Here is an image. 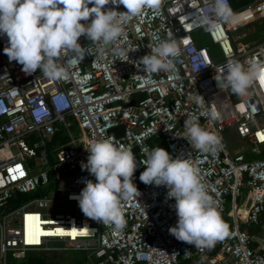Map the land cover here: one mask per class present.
Returning <instances> with one entry per match:
<instances>
[{"label": "built area", "instance_id": "2783aa9c", "mask_svg": "<svg viewBox=\"0 0 264 264\" xmlns=\"http://www.w3.org/2000/svg\"><path fill=\"white\" fill-rule=\"evenodd\" d=\"M228 3L233 20L215 29L201 22L205 15L214 18L212 0H163L159 12L145 8L124 28L123 56L114 54L113 45L100 55L82 36L78 42L91 47L92 54L75 62L72 54L63 57L67 76L59 80L40 70L28 75L10 62L3 51L7 37L0 35V264L7 257L19 260L52 250L80 251L84 264L264 261V243L254 247L241 227L257 225L264 213V157L249 159L245 149H231L224 136L232 132L254 153L264 149V81L238 96L221 90L214 79L229 60L264 62V41L241 42L244 33L230 34L264 20V0L239 7ZM109 9L127 10L111 0L104 6ZM202 29L217 46L219 59L193 38ZM169 35L180 48L175 72H145L141 58ZM213 108L216 120L208 116ZM193 117L222 138V150L212 155L192 148L185 121ZM98 139L130 149L137 162L132 180L140 196L121 202L126 225L119 231L86 217L78 201L70 199L86 180L95 182L81 163L89 155L85 148ZM157 146L173 159L189 158L218 203L228 234L213 248L199 250L172 236L168 229L178 220L175 200L167 199L165 186L140 181L145 170L140 161Z\"/></svg>", "mask_w": 264, "mask_h": 264}, {"label": "clouds", "instance_id": "9594fccd", "mask_svg": "<svg viewBox=\"0 0 264 264\" xmlns=\"http://www.w3.org/2000/svg\"><path fill=\"white\" fill-rule=\"evenodd\" d=\"M110 0H0V35L7 37L3 49L10 62L22 65V71L31 75L40 70L45 77L59 80L67 76L61 59L72 54L73 62L91 55V47L78 42L84 36L96 51L103 55L108 45H113L117 56L125 53L119 48L125 26L141 15L145 8L159 12L163 0H111L127 9L119 12L104 10ZM92 5L89 7V5ZM213 17L203 16L201 22L210 29L221 23H231L233 12L228 0H212ZM82 21L86 23H82ZM180 54L179 44L169 35L151 47L150 54L140 60L144 71L156 74L175 72L174 60ZM214 79L221 89H230L244 96L257 81H264V62L241 63L229 60ZM203 104L204 99L198 96ZM212 120L218 118L213 108L208 112ZM186 139L192 148L215 155L223 149L222 138L202 127L193 117L185 121ZM87 162L81 163L92 180L85 181L79 195L70 199L78 201L81 212L88 218L122 230L126 225L122 201L140 196L133 175L137 169L135 155L130 149L118 146L112 139L91 141L85 148ZM145 170L140 181L145 185L165 186L167 199H174L177 224L168 229L178 241L199 250L211 249L228 234L218 203L209 195L202 182L200 171L189 158L173 159L162 147H154L140 161ZM188 254L187 252L185 253ZM264 264V261H261Z\"/></svg>", "mask_w": 264, "mask_h": 264}, {"label": "rangeland", "instance_id": "374dc122", "mask_svg": "<svg viewBox=\"0 0 264 264\" xmlns=\"http://www.w3.org/2000/svg\"><path fill=\"white\" fill-rule=\"evenodd\" d=\"M250 1V0H247ZM244 1L240 2V5L244 4ZM246 3V2H245ZM244 33L245 36L240 38L239 41L241 42H262L264 41V20L259 19L255 22L249 23L245 26H242L240 28H238L236 31L234 32H230L231 35L236 34V33ZM193 38H195V40H198V42L206 45L209 47L210 50L213 51L214 56L216 58H220V52L217 48V46L215 44H212L205 31L202 30H198L196 32H194L192 34ZM73 135L77 134V131L74 129L73 130ZM225 140L226 143L229 145V147L231 149L235 148V147H240V146H246L247 142L245 143V141H242L240 139H238L232 132L227 131L225 134ZM245 154L249 159L252 158H262L264 157V149H261V151L257 154L254 152H251L248 149V146L245 148ZM243 228H245L250 236H251V240L253 243H257L259 244L260 241H263L262 239H260L257 235L256 232L259 229L258 226L256 225H251V226H241ZM263 236L264 233L263 231L260 232ZM258 239L260 241H258ZM57 244V243H56ZM30 254H35L37 256L42 255L44 257V264H84V256H83V260H82V253L79 251H66V252H62L60 250H52V251H48V252H32ZM20 262L18 260H13L9 257L6 258V264H19Z\"/></svg>", "mask_w": 264, "mask_h": 264}, {"label": "crops", "instance_id": "0c3cea01", "mask_svg": "<svg viewBox=\"0 0 264 264\" xmlns=\"http://www.w3.org/2000/svg\"><path fill=\"white\" fill-rule=\"evenodd\" d=\"M242 0H240V1H235V6H237V7H239L240 6V2H241ZM244 3V2H243ZM196 42L198 43V44H200V45H203V46H205L204 44H202V43H200V42H198V40H196ZM243 141V140H242ZM246 143V142H245ZM247 144V143H246ZM247 147V145L246 146H240V147H235V148H237V149H245ZM258 154V153H257ZM256 226H258V230H257V232H256V235L260 238V239H262L263 241H260L259 239H258V241H260V243L259 244H255V243H253L252 242V245L254 246V247H257V246H261L263 243H264V236L260 233L261 231H263V233H264V219H262L261 217H260V222L256 225ZM62 252H66V251H62ZM80 252V251H79ZM82 260H83V255H82Z\"/></svg>", "mask_w": 264, "mask_h": 264}, {"label": "trees", "instance_id": "16d2710c", "mask_svg": "<svg viewBox=\"0 0 264 264\" xmlns=\"http://www.w3.org/2000/svg\"><path fill=\"white\" fill-rule=\"evenodd\" d=\"M242 1H244V3L247 2V0ZM230 2L233 6H235L233 0H230ZM18 261L20 262L19 264H44L45 262L44 257L42 255L37 256L35 254H28L24 258L19 259Z\"/></svg>", "mask_w": 264, "mask_h": 264}, {"label": "water", "instance_id": "95a60500", "mask_svg": "<svg viewBox=\"0 0 264 264\" xmlns=\"http://www.w3.org/2000/svg\"><path fill=\"white\" fill-rule=\"evenodd\" d=\"M260 217H261L262 219H264V213H262V214L260 215Z\"/></svg>", "mask_w": 264, "mask_h": 264}, {"label": "bare ground", "instance_id": "6f19581e", "mask_svg": "<svg viewBox=\"0 0 264 264\" xmlns=\"http://www.w3.org/2000/svg\"><path fill=\"white\" fill-rule=\"evenodd\" d=\"M70 234L72 233V231L69 232Z\"/></svg>", "mask_w": 264, "mask_h": 264}]
</instances>
